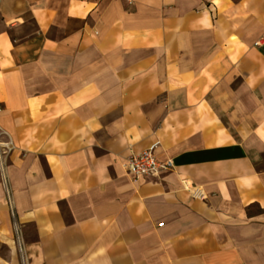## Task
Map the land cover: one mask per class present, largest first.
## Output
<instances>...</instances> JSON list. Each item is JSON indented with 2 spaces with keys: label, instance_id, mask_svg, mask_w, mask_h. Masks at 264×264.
Masks as SVG:
<instances>
[{
  "label": "crops",
  "instance_id": "1",
  "mask_svg": "<svg viewBox=\"0 0 264 264\" xmlns=\"http://www.w3.org/2000/svg\"><path fill=\"white\" fill-rule=\"evenodd\" d=\"M0 130V264H264V0H0Z\"/></svg>",
  "mask_w": 264,
  "mask_h": 264
},
{
  "label": "built area",
  "instance_id": "2",
  "mask_svg": "<svg viewBox=\"0 0 264 264\" xmlns=\"http://www.w3.org/2000/svg\"><path fill=\"white\" fill-rule=\"evenodd\" d=\"M6 134L0 130V168H3L6 156L13 150L12 142L7 138L3 140ZM155 144L141 152L134 153L128 156L124 163L127 175L134 181L145 177L158 176L173 168L174 164L171 159L159 160L155 154ZM3 179H5L3 177ZM193 197H204L203 191L198 187H193L191 190Z\"/></svg>",
  "mask_w": 264,
  "mask_h": 264
},
{
  "label": "rangeland",
  "instance_id": "3",
  "mask_svg": "<svg viewBox=\"0 0 264 264\" xmlns=\"http://www.w3.org/2000/svg\"><path fill=\"white\" fill-rule=\"evenodd\" d=\"M2 183L4 186V200L8 206L9 212H10V216H11V221L13 223V231H14V235L16 237H21V232H20V228L16 222L15 219V213L13 210V206L11 203V195H10V191H9V187H8V181L6 179H2Z\"/></svg>",
  "mask_w": 264,
  "mask_h": 264
}]
</instances>
